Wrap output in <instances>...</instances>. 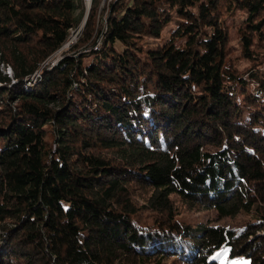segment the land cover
<instances>
[{"label": "trees", "instance_id": "obj_1", "mask_svg": "<svg viewBox=\"0 0 264 264\" xmlns=\"http://www.w3.org/2000/svg\"><path fill=\"white\" fill-rule=\"evenodd\" d=\"M101 1L28 86L85 0H0V264H264V0Z\"/></svg>", "mask_w": 264, "mask_h": 264}, {"label": "rangeland", "instance_id": "obj_2", "mask_svg": "<svg viewBox=\"0 0 264 264\" xmlns=\"http://www.w3.org/2000/svg\"><path fill=\"white\" fill-rule=\"evenodd\" d=\"M106 0H102L101 1V7L103 8L104 3ZM110 1V0H109ZM92 4H93V0H85V16L83 19V22L81 23V25L76 28L75 30H73L71 32V35L67 41V43H65L63 45V47L58 50L56 53H54L51 58L45 62L42 65V69L38 72H40V76H43V70H51L53 69L55 66L60 64V61L67 56L68 54H70V48L73 44H75L79 38L81 37L82 31L84 29L85 23L87 21V18L89 16L90 10L92 8ZM227 25L230 29V36L232 38V42L236 45L239 46L238 44V40H237V31L234 27V18L231 17L227 20ZM6 72L8 74H12V71L10 70V68H8L6 70ZM30 84L28 83V86ZM258 85V83L256 81H251V90H253L252 88L256 87ZM179 210H180V215L181 218L191 222L193 224L199 223V222H211L214 225H222L225 227H230L232 225H236L240 220H242L244 218V216H239L236 219H232L230 217H220L219 213L215 210H190L187 207H185L184 205L179 203ZM212 259H215L219 262V264H248L249 263V259L247 257H231L230 256V250L227 246H222L219 249H216L215 252L211 255Z\"/></svg>", "mask_w": 264, "mask_h": 264}, {"label": "bare ground", "instance_id": "obj_3", "mask_svg": "<svg viewBox=\"0 0 264 264\" xmlns=\"http://www.w3.org/2000/svg\"><path fill=\"white\" fill-rule=\"evenodd\" d=\"M40 76V72H37V73H35L32 77H31V79H32V82H29V84L31 83H35V81H36V79L38 78Z\"/></svg>", "mask_w": 264, "mask_h": 264}, {"label": "built area", "instance_id": "obj_4", "mask_svg": "<svg viewBox=\"0 0 264 264\" xmlns=\"http://www.w3.org/2000/svg\"><path fill=\"white\" fill-rule=\"evenodd\" d=\"M254 88V87H253Z\"/></svg>", "mask_w": 264, "mask_h": 264}]
</instances>
